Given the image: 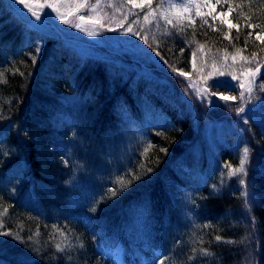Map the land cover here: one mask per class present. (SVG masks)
I'll use <instances>...</instances> for the list:
<instances>
[{
    "label": "trees",
    "instance_id": "16d2710c",
    "mask_svg": "<svg viewBox=\"0 0 264 264\" xmlns=\"http://www.w3.org/2000/svg\"><path fill=\"white\" fill-rule=\"evenodd\" d=\"M224 3L228 10L231 6L229 18L238 30L212 20L191 24L182 19L177 25L182 32L167 23H146V12L157 13L161 0L126 12L125 20H134L138 31L140 23L146 25L140 33L152 48L139 39L141 44L151 51L158 47L167 61L137 58L138 67L150 69L146 77L133 73L135 68L125 74L121 54L100 50L81 55L54 28H34L8 0H0V80L7 81L0 83V114L5 117L0 119V231L18 232L22 238L0 237V264H112L100 255L103 248L127 256L133 246L138 254L131 264L141 253L150 264L162 258H167L165 264H188L193 247L211 253L198 256L196 264H264V135L254 121L257 114L251 113L247 125L234 123L236 116L227 114L235 113V107L198 103L187 81L181 83L184 78L169 69L189 72L192 82L205 71L197 56L193 70V52L226 51L245 59L248 68L259 64L257 83H264V43L255 38L264 32V0ZM16 69L25 75H12ZM166 80L185 96L171 93ZM231 94L239 96V89ZM253 94L264 103V93ZM122 106L149 119L147 142L124 130ZM204 121L236 125L237 137L242 134L245 141L225 134L217 144L206 137ZM245 146L250 155L243 186L227 174L239 166ZM147 168L153 171L147 173ZM133 174L141 179L133 180ZM122 187L116 196L109 192ZM245 187L259 199L247 211L240 195ZM183 188L196 200L191 220L184 216ZM80 190L93 196L82 216L70 204ZM216 235L222 241H215ZM57 243L70 247L61 252Z\"/></svg>",
    "mask_w": 264,
    "mask_h": 264
},
{
    "label": "rangeland",
    "instance_id": "374dc122",
    "mask_svg": "<svg viewBox=\"0 0 264 264\" xmlns=\"http://www.w3.org/2000/svg\"><path fill=\"white\" fill-rule=\"evenodd\" d=\"M8 2L14 10L23 14V16L27 18L28 23L33 25L34 28L41 29V25L46 28H54L63 38L72 43L70 44L71 47L76 48V50L83 56L97 55L100 50L105 51L104 53H111L114 55L121 54L122 57L118 59L123 65L122 69L125 74H128L125 70H132L135 68L133 73H141L147 77V75H150V69L145 68L144 64L141 63L140 67H138L136 65V63H138L137 58H148L150 62H157L156 60H158L153 51L141 44L139 40L140 37L126 34L122 29L115 32L105 30L107 28H117L118 25H123V27L126 28L131 24L133 31H138L136 22L134 20L126 21L125 17L134 9H141L143 7H135L127 3V0H100L99 4H97V0H86V3L83 4L81 3V0H47V3H49L51 7L43 6L45 0H32L31 11L24 8L23 5L18 4L16 0H8ZM186 2L187 0H164L163 8H157V13L151 10L146 12L149 15L145 22L148 24L152 23V21L159 24L166 23L161 13L166 14L169 19L175 21L177 20L176 11L178 10H165L168 9L170 3ZM212 5L214 6V9L212 10L211 15H209L210 6L204 3L203 0H200L199 11L202 16L196 15V7L195 5H192L189 11L183 14L182 19L198 21L201 23L211 20L215 23H222L219 13L223 12L228 14L226 18L230 20L229 10L226 8L223 1L220 4H216V0H212ZM33 11L41 16L40 20H36L32 15ZM120 15L124 16L120 17ZM81 16H84L85 19L81 20ZM64 20H67L68 23H64ZM75 25H79V27H76ZM139 26L141 27V30L146 27V25H143V22L142 24L140 23ZM90 31L97 32L98 34L95 36H89L87 33ZM196 56L200 59V64L204 65L205 71L198 77L192 78L191 83L201 90L206 87L204 78L207 77L209 73H214L216 71L236 75L239 77V80L243 81L247 86L250 77L246 73L248 69L253 68L247 67L245 59L236 57L235 55V59H233L232 53L226 51H211L205 48H199V50H196ZM225 57H227V59H225ZM161 78L163 79V77ZM221 78L227 79L230 77ZM145 80L148 81L152 79L146 78ZM164 83H166L167 87L170 89L169 91L174 93L175 96L181 98L185 96L182 90L177 88V86L172 84L169 80L164 81ZM119 111L123 119L124 130L139 142H147L149 119L133 116L127 107H121ZM251 113L257 114L253 116L254 121L264 135V103L260 101L259 97L249 103L244 119L238 118L236 112L227 115L231 117L232 115L233 117L236 116V118H234V123L242 122L243 125H247L249 123H245V120L251 121L249 118V116H252ZM203 123V131L206 137L209 139H215L217 144L225 141V134L235 136L237 141L240 139L245 141L242 134L237 137L235 130L237 126L232 125L233 122H231L232 126L226 124L215 125L212 122L208 123L206 121ZM214 161L211 160V163ZM247 191L249 193L248 200L250 203H253L254 201L259 202L254 190L247 188ZM180 192L185 202L184 216L188 220H191L194 218V213L191 208V203L186 199V195H190L193 198V193L190 189L185 188L181 189ZM90 199L91 196L88 193H83L74 201V205L80 210H84ZM137 264H149V262L147 259L140 256L137 258Z\"/></svg>",
    "mask_w": 264,
    "mask_h": 264
},
{
    "label": "snow or ice",
    "instance_id": "6c2138e0",
    "mask_svg": "<svg viewBox=\"0 0 264 264\" xmlns=\"http://www.w3.org/2000/svg\"><path fill=\"white\" fill-rule=\"evenodd\" d=\"M16 2L20 5H23L24 8H27L29 11L32 10V0H16ZM204 3H206L207 5L210 6V11H209V15H211L212 10L214 9V6L212 5V0H203ZM223 2H227V0H223ZM81 3H86V0H81ZM100 3V0H97V4ZM127 3L135 6V7H143L145 5L147 6H151L153 3V0H127ZM222 3V0H216V4H220ZM192 5H195L196 7V15L197 16H202V14L199 11V6H200V0H187L186 3H170L168 6V9H166L165 11L168 10H178L176 11V18H177V23H173L172 19H169L168 16L164 13H161V15L163 16L164 20L166 21L167 24L172 25L174 28H177V31L182 32L184 29L177 27L178 24L183 23L182 17L183 14L185 12H188L190 7ZM44 7H51V5L49 3H47V0H45L44 2ZM163 0H161V4L158 5L157 7L159 8H163ZM55 10V9H54ZM182 10V11H179ZM155 11V10H153ZM232 11L231 6L229 7V13ZM32 15L36 18V20H40L41 16L38 15L36 12H32ZM149 14H145V18H147ZM228 14L227 13H219V16L221 17V22L226 24L227 27L229 29H233L236 28L238 30L239 26L236 24H233L230 20H228L226 18ZM81 20H84L85 17L81 16L80 17ZM64 23H68L67 20L63 21ZM206 22V21H205ZM189 23L191 24H195V21H189ZM76 27H79V25H75ZM248 28L250 29H254L256 27H258V25L255 24H248L247 25ZM123 30L126 34H130L132 36H137L140 37V39H142L144 41V44H147L149 46V48H152V45L149 43V40L147 38V36H142L140 31H133L132 25L129 24L128 27H123V25H118L117 28H107L105 29L106 31H118V30ZM89 36H95L98 33L94 32V31H90L87 33ZM249 36L252 35V32L250 31L248 33ZM255 38L256 40L260 41L261 43H264V32H257L255 34ZM187 44H191V41H187ZM152 51L155 53V55L157 57L160 58V60L163 62V64H167V61L164 60V58L161 56L160 51L157 48H153ZM181 53L184 52V49L181 48L180 49ZM40 52V48L37 47L36 49V55L32 56V63L35 64L36 60H37V56ZM253 57H255V53L252 54ZM225 59H227V57H225ZM233 59H235V56H233ZM192 68L193 70L196 69V53L193 52L192 54ZM214 66V65H213ZM169 69L170 71L175 74L177 76V78H184L183 80H181V83H185L187 81V90L192 92L193 95L196 97V100L198 103L200 104H206L212 107H235V112L238 118L240 119H244V116L246 114L247 111V107L249 105V103L251 101H253L254 99H257L258 97H256L253 93L254 91L258 90L261 93H264V83H257V77L261 74V66L258 64L257 67L255 69H248L247 70V75L250 77V80L246 86V84L239 80V77H237L236 75H231L230 73H226V72H220V71H216L214 73H209L207 77L204 78V83L206 85V87L201 90L200 88H198L196 85L192 84L190 81V73L189 72H185L182 69H177L174 66L169 65ZM20 75V76H24L25 73L20 71L19 69H16L12 75ZM221 77H230L227 79H221ZM233 81H237V83H233ZM6 80H0V83H6ZM216 88H225L227 91L225 92H218V91H213V89ZM237 88L239 89V96L236 95H232L231 93L236 91ZM240 101L239 106H236V102ZM221 102H224L223 104H221ZM5 117H3L2 114H0V119H3ZM247 121L245 120V123ZM27 133H25L26 135ZM160 133H158L159 135ZM72 135H75V133H72ZM145 151H147V149H145ZM161 152H166L167 149L165 148H161L160 149ZM250 155V148L248 146H245L243 148V154L239 159V167L235 168V169H231L228 171V178L231 179L233 177L237 178L239 180L240 185L246 186L247 181L245 179H242L241 177L246 176L247 175V161ZM63 163L65 164V166L68 165V160L64 159ZM153 171L152 168H147L146 172L147 173H151ZM133 180H139L141 179V176L138 175H134L132 177ZM132 181H129V185H125L124 187H128L130 186ZM213 189H216V185L212 186ZM124 190V188H120V189H116V188H112L109 189V192L111 193L112 196H116L118 195V192H122ZM243 198H244V207L245 210H249L250 208V201L248 200V196L249 193L247 191V188L245 187V190L243 192H241L240 194ZM103 199V197L101 198ZM186 199L189 200V202L191 203V205H193L194 207L196 206V200L194 198H192L190 195H186ZM203 199V198H202ZM93 211H95V209H93ZM4 212H7V208L4 209ZM0 215H2V213H0ZM204 227H208V225H204ZM53 228H56L55 225H53ZM63 235V233H61ZM0 237H13L15 240L20 241L22 238L19 235V233H14L11 230L8 231H0ZM29 240L32 239V236L30 235L28 237ZM222 237L220 235H216L215 236V241L220 242L222 241ZM225 243H235V241L232 240H226L224 241ZM200 244H203V241L200 240L199 241ZM82 246V245H81ZM56 249L58 251H65L66 247H70V245H66V247H61V244L57 243L55 245ZM191 255H189L187 257L188 260V264H196V261L198 259V256H208L211 253L209 252V250L207 248L204 247H200L199 249H197L196 247H193L191 249ZM167 258H162L159 261V264H165V260Z\"/></svg>",
    "mask_w": 264,
    "mask_h": 264
}]
</instances>
